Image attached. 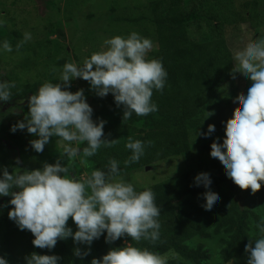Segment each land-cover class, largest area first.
<instances>
[{"label": "clouds", "instance_id": "9594fccd", "mask_svg": "<svg viewBox=\"0 0 264 264\" xmlns=\"http://www.w3.org/2000/svg\"><path fill=\"white\" fill-rule=\"evenodd\" d=\"M30 39V33H25L16 45L17 51ZM104 46L80 66L65 63L61 82L42 84L28 98L27 115L10 129L13 133L26 129L37 136L38 139L29 142L37 153L44 151L50 138H59L55 143L62 151L56 162H44L42 168L34 170L14 167L9 172L4 167L0 176V196H10L8 204L13 206L8 217L21 231L27 230L34 236V247L52 250L59 240L71 237L77 245L89 246L84 251L74 249V255L81 259L90 254L93 241L105 232V242L109 244L123 237L137 243L145 240L155 244L160 240V208L155 203V193L151 189L137 192L132 183L120 176L117 160L111 159L106 171L95 169L87 178L70 175L68 161L78 155L91 157L101 146L112 147L118 142L105 137L106 121L92 119L93 109L87 103L85 90H68L71 81L77 78L87 81L101 98L111 93L116 106L123 108L122 120L130 119L133 113L147 116L158 111L152 102L153 90L162 93L166 84L168 74L162 61L147 59L153 48L150 39L132 32L127 38L106 39ZM2 48L5 52L13 50L8 40L3 41ZM233 61L232 79L240 73L250 84L246 92L233 98V103L238 101L239 106L225 122L223 143L219 138L212 142L210 156L219 160L235 185L255 194L264 184V38L249 41L233 54ZM15 86V82L0 83V101L9 102L10 89ZM212 115L214 112H207L206 118ZM213 132L215 125L209 124L207 132L198 131L197 136L207 138ZM85 142L87 146L82 151L72 146ZM126 148L132 155L124 161L125 166L138 162L144 155L141 140L129 137ZM65 158L67 164H62ZM20 163L17 158L16 164ZM81 163L85 161L82 159ZM194 184L206 189L202 207L211 211L220 197L211 190L210 174H197ZM70 218L77 227L74 233L68 226ZM256 228L261 235L245 245L247 264H264V220ZM126 242L124 247L111 248L102 258H93L91 264H168L167 255ZM25 260L26 264H58L61 257L32 252ZM0 264L9 262L0 256Z\"/></svg>", "mask_w": 264, "mask_h": 264}, {"label": "trees", "instance_id": "16d2710c", "mask_svg": "<svg viewBox=\"0 0 264 264\" xmlns=\"http://www.w3.org/2000/svg\"><path fill=\"white\" fill-rule=\"evenodd\" d=\"M114 5L110 12L119 15L116 19L119 22L133 26H152L158 47L149 53L147 59L161 60L168 74L163 92L153 90L152 102L158 106V111L147 116L133 113L130 119L122 120L123 108L116 106L111 93L103 98L95 94L89 96L87 103L93 109L92 119L96 122L100 119L106 121L105 137L118 139V142L112 147L101 146L96 154L85 160L83 168L89 174L95 169L106 171L109 161L115 159L118 161L120 176H123L170 158L173 134L197 128L198 119L208 105L209 95L217 94L225 87H232L239 78V73L236 74V79H232L230 72L234 67L233 54L218 25L211 31L210 39H191V24L214 20V15L209 14V8L203 1L149 0L139 16L124 14L125 10L124 13L119 12ZM247 14L251 20L256 18L254 13ZM9 25V22L0 20V49L3 41L8 40L13 49L10 53L14 55L17 52V41L23 39V36ZM18 51L23 55L32 51L28 60L33 65L27 66L34 67L38 57L36 50H28L22 44ZM36 77V82L33 83L22 81L15 68H0V83L15 82L16 85L10 89L12 95L9 102L0 101V176L4 167L9 172L14 167L29 170L22 163L25 146L29 138L38 137L29 134L26 129L15 133L10 129L27 115L28 98L36 94L42 84L60 83L54 75L47 77L36 74ZM68 90L74 92L72 86ZM225 96L229 98L231 94ZM129 137L133 141L141 140L145 148L144 155L138 162L125 166L124 161L132 155L131 150L126 148ZM17 158L21 162L19 165L16 164ZM210 177L211 190L222 186L231 190L229 196L220 198L211 211L202 207L205 203L202 194L206 189L202 185L195 186L189 173L171 176L138 190L137 192L151 189L155 193V203L160 208V240L155 244L145 240L137 243L130 237H123L109 244L105 242V232L93 241L90 256L82 259L84 264H88V259L102 258L111 248L124 247L126 241L135 247L147 248L161 255H175L168 259V264H208L212 259L210 249L204 244L190 248L187 242L196 237L211 239L214 236H221L220 255L223 262L228 263L241 255L247 259L245 245L251 238L259 236V231L251 233L252 228L256 227H251L250 218H254L256 224L263 220L252 210L264 202L263 189L260 190L259 197L253 196L250 190H241L226 176L218 161L213 164ZM10 199V196H0V206L8 205L0 207V256L6 258L9 264H17L19 260L26 262L25 257L28 256L27 251L33 238L9 219L8 212L13 207L8 204ZM65 258L67 264H80L72 250ZM58 264L63 262L60 260Z\"/></svg>", "mask_w": 264, "mask_h": 264}, {"label": "rangeland", "instance_id": "374dc122", "mask_svg": "<svg viewBox=\"0 0 264 264\" xmlns=\"http://www.w3.org/2000/svg\"><path fill=\"white\" fill-rule=\"evenodd\" d=\"M149 0H0V20L9 22L10 28L15 29L23 36L30 33L31 39L23 43L28 50L35 49L38 54L35 59V65L28 68L27 65H33L28 60V55H23L17 51L14 55L0 49V68H15L17 75L22 81L36 82V74L44 76L54 75L60 81V76L65 63H75L82 65L84 60L90 58L91 54L104 49V41L115 36L127 38L132 32L138 33L144 38H148L153 43L150 52L157 50L158 42L155 31L152 26H133L124 22H119L118 14L110 12L112 6L128 15L139 16L142 9ZM204 2L209 8V14L214 15L212 21H198L189 27V35L191 39L208 40L211 38V31L218 25L221 29L222 37L227 42V46L234 54L238 50H242L245 45L252 40L264 38V0H196ZM116 9V10H117ZM115 12V10H114ZM247 13H254L256 18L249 19ZM244 19V20H243ZM21 39L20 41H22ZM20 41H17L20 43ZM149 52V53H150ZM147 54V56L149 55ZM26 58V60H24ZM11 65V66H10ZM21 74V76H20ZM61 82V81H60ZM250 81L239 73L232 87H225L217 94L209 95L208 105L203 115L198 119V126L193 127L188 132H175L173 134L172 156L164 161H158L148 167L137 172L123 175L126 182L132 183L135 190H141L156 183L162 182L167 178L182 173H189L194 181L197 174L207 172L212 174L213 164L219 162L210 156L211 144L219 138V142L223 143L225 138V122L232 117L234 109L239 106V102L233 103V98L242 92H246ZM71 86L76 92L78 89L85 90L86 100L89 96L95 94L90 89L87 81L77 78L71 81ZM231 94L229 98L225 95ZM96 95V94H95ZM207 112H214V115L207 117ZM206 118V119H205ZM215 125V132L207 138L197 136L198 131L207 132L208 125ZM197 136V137H196ZM56 139H50L42 153L35 152L30 141L25 146V154L22 163L29 170L40 169L44 162L54 164L62 151L55 143ZM86 143V142H85ZM85 143H73V147L82 149ZM88 157L78 155L73 160L68 161L70 166V175L76 176L77 179H83L90 176L85 171L81 160L84 161ZM62 164H67V158L62 160ZM221 169L225 170L220 163ZM261 189L264 193V184ZM250 190V189H248ZM218 193L220 198L227 197L230 189L220 187L212 189ZM251 191V190H250ZM260 191L253 196L259 197ZM236 196V195H235ZM258 217L264 220V202L252 209ZM251 227H256L255 219L250 218ZM68 226L72 228L73 233L77 230L76 225L71 220ZM252 234L258 233L257 228H252ZM27 236L34 239V236L26 230ZM258 238L260 234L258 233ZM29 237V238H30ZM221 236H214L211 239L193 238L187 242L190 248H195L199 244L212 252V259L208 264H247L245 256H239L228 263L223 262L220 251L222 245L220 243ZM27 251L28 255L36 252L42 255H58L61 257L63 264L66 263V255L72 250L79 247L82 251L87 250V245H77L71 237L66 240H59L54 249H39L33 244ZM90 256V255H89ZM175 255H167L168 259ZM87 257V256H86ZM92 260V259H91ZM88 259V264H91ZM80 264L84 261L77 257ZM17 264H26L25 261L19 260Z\"/></svg>", "mask_w": 264, "mask_h": 264}, {"label": "water", "instance_id": "95a60500", "mask_svg": "<svg viewBox=\"0 0 264 264\" xmlns=\"http://www.w3.org/2000/svg\"><path fill=\"white\" fill-rule=\"evenodd\" d=\"M149 169V167L147 168V170Z\"/></svg>", "mask_w": 264, "mask_h": 264}]
</instances>
